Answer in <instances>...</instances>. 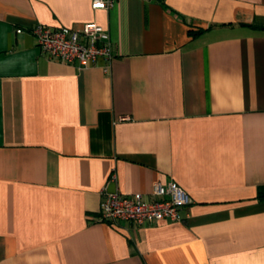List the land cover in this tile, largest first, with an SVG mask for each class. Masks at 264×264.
I'll list each match as a JSON object with an SVG mask.
<instances>
[{
  "label": "crops",
  "instance_id": "obj_1",
  "mask_svg": "<svg viewBox=\"0 0 264 264\" xmlns=\"http://www.w3.org/2000/svg\"><path fill=\"white\" fill-rule=\"evenodd\" d=\"M90 2L0 0V264H264V0ZM87 21L109 60L27 31ZM170 180L182 220L99 218L102 190Z\"/></svg>",
  "mask_w": 264,
  "mask_h": 264
},
{
  "label": "built area",
  "instance_id": "obj_2",
  "mask_svg": "<svg viewBox=\"0 0 264 264\" xmlns=\"http://www.w3.org/2000/svg\"><path fill=\"white\" fill-rule=\"evenodd\" d=\"M114 1L91 0L90 6L107 9ZM22 31V28L16 29V32ZM27 31L35 38L41 54L63 63L88 66L101 58L109 60L113 55L108 31L95 21L79 26L36 23ZM101 195L99 218L110 223L126 220L145 225L162 219L179 221L183 218V207L192 202L187 192L173 180L165 185L156 182L148 199L141 192L118 190H102Z\"/></svg>",
  "mask_w": 264,
  "mask_h": 264
},
{
  "label": "trees",
  "instance_id": "obj_3",
  "mask_svg": "<svg viewBox=\"0 0 264 264\" xmlns=\"http://www.w3.org/2000/svg\"><path fill=\"white\" fill-rule=\"evenodd\" d=\"M244 25L252 28L253 30H258V31L264 30V23L253 22V23L244 24ZM256 196L259 197V198H264V185L258 186L257 195Z\"/></svg>",
  "mask_w": 264,
  "mask_h": 264
}]
</instances>
